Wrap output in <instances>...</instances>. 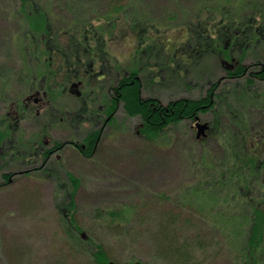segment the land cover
Returning a JSON list of instances; mask_svg holds the SVG:
<instances>
[{"label": "rangeland", "instance_id": "obj_1", "mask_svg": "<svg viewBox=\"0 0 264 264\" xmlns=\"http://www.w3.org/2000/svg\"><path fill=\"white\" fill-rule=\"evenodd\" d=\"M15 1L0 0V132L11 127L0 141V264H96L98 248L112 264L244 262L251 214L245 201L264 202V183L261 177L252 186L250 172L234 181L228 173L238 151L264 159V84L221 81L230 64L200 46L197 35L222 14L240 23L256 14L253 22L261 23L264 0H29L48 9L54 29L66 28L49 79L37 77L45 68L22 51ZM107 19L115 24L111 34ZM148 23L155 35L137 41L134 26ZM84 25L107 44L75 39L72 32ZM262 38L251 47L241 39L230 58L264 63ZM131 70L139 71L142 95L162 103L199 97L217 84L215 109L200 116L208 136L197 140L184 121L147 138L121 104L106 115L108 89ZM100 128L91 158L66 146L43 162L41 152L53 142L81 141ZM67 172L79 180L72 221L61 215L73 191ZM260 250L255 261L264 264Z\"/></svg>", "mask_w": 264, "mask_h": 264}, {"label": "trees", "instance_id": "obj_2", "mask_svg": "<svg viewBox=\"0 0 264 264\" xmlns=\"http://www.w3.org/2000/svg\"><path fill=\"white\" fill-rule=\"evenodd\" d=\"M115 10L117 12L121 11L122 13H124L123 16L126 15V11H128L129 13V9L126 10L121 6H119ZM216 11L218 12V14H220L221 8L217 9ZM15 12L16 14H18V17L20 18L22 23L21 38L24 41V43H22V45L24 44L22 51H31V57H33L34 59L29 63L35 61V67L37 66V68L40 70L42 67L45 68V70L40 72L39 75L37 74V77L43 76L44 79L51 78L53 74L51 69L52 52L57 48V38H59L60 35L63 34V32H66V28L54 29L53 21L49 18L48 15V9L35 5L33 1L31 2L29 0H18L16 2ZM128 16L130 17V14H128ZM259 16L262 17V20L261 23L256 25L255 22L259 20L256 18V14L248 17L244 23H240L239 21L228 22L226 16L222 14L220 18H214L217 19L214 20L216 24H214V22L211 23L209 20H206V22L204 23L205 31L198 32L197 40L201 42V44L199 45L203 46L205 44V48L209 50L211 49V47H213V49L217 53L219 60H221L225 64L231 65L225 72L226 77L222 78L221 81H223L224 79H247L246 81L251 83L255 81H261L264 83V63L256 61L248 65L243 62V57H241L239 60L230 58L232 53H234V49L232 47L234 45H240V41L242 42L241 39H243L242 43L245 45V47H251L260 39H263L264 16L261 13H259ZM107 20H109L107 24V33L111 34V28L114 27L115 24L114 21H111V19ZM118 20L119 19H117V21ZM136 23L139 24L138 21H136ZM148 26L149 23L144 27H140L139 25L134 26V30H132L137 41H145V39L150 37L152 38L155 35L153 34V31L152 34H149L150 29ZM215 28L216 32L215 34H213L211 31H214ZM262 28L263 31L261 30ZM228 29H230L231 31H228ZM154 30H156L155 33H157L158 29L155 28ZM72 33V36L75 39L78 40L80 38V41L84 44L94 39H96V41L100 43L99 48H103V46L107 44V40L104 35L103 37L99 35L95 36L92 25H87V29L84 25V29H81V31L77 30L76 28V30ZM70 40V42H73L72 39ZM33 46L34 49L29 50ZM43 56H45L44 60L41 61L40 59ZM30 65L31 64H28L27 67H29ZM216 85L217 84L211 85L206 93L198 99L177 98L175 100L169 101L166 104H163L158 99L145 97L142 95V81L139 78V71L131 70V72L127 73V75L124 74L120 76V78H118L115 88L108 89L109 94H112L114 98H112V100L110 101L108 95V97L106 98V107L104 112L105 114L113 112L114 110H116L117 106L121 104L122 110L126 114V116L136 117L140 119V126L143 128L140 135L147 138H156L169 126L176 125L181 121L191 120L195 116L209 111L214 105L213 99L216 96ZM44 90L49 92L46 88ZM70 90L75 91V85L71 86ZM10 128V125H6L5 129L7 130L4 132V129H2L3 132H0V141L8 137V134L11 131ZM99 134V130L89 131L81 141L76 142L78 145H80L79 152L82 157L91 158L93 156ZM81 145L84 146V148H81ZM237 150L239 149L237 148ZM244 152L245 150L238 151V156H235V160L238 161V164L236 167L229 171V178L234 181L235 179L233 177H235L236 175L239 176L241 174L242 180H245V173L247 174L248 172H250L251 178L248 179V182H250V184H253L252 186H254L255 183L258 184L261 177L262 182L264 183V159H257L253 154L249 155V153ZM41 170L43 169H36L37 172ZM260 171L263 172L262 176H260ZM23 173H28V170L23 171ZM16 174L20 175L22 174V172H9L8 174H3L2 179L8 182V178ZM66 174L72 182L73 191L71 192V194H69V206L63 209L66 213L63 214L64 212H61V215H63L64 217L68 216L69 220L72 221L73 218L70 214L73 211L75 205L74 193L79 186V180L74 178L70 172H67ZM228 182L229 180L227 179V183ZM217 185L224 186L223 184ZM245 206H248L251 214L249 217V229L242 241L245 245L244 249L247 250V257L241 264H261V262L255 261L257 260L258 256L255 251H261L260 249L264 247V202L254 203L252 200L247 199L245 201ZM93 257V261L96 264H112L103 250L100 248H98Z\"/></svg>", "mask_w": 264, "mask_h": 264}, {"label": "flooded vegetation", "instance_id": "obj_3", "mask_svg": "<svg viewBox=\"0 0 264 264\" xmlns=\"http://www.w3.org/2000/svg\"><path fill=\"white\" fill-rule=\"evenodd\" d=\"M103 37V36H102ZM231 65H228V67H230ZM228 69V68H227ZM226 69V70H227ZM226 72V71H225ZM100 77H101V74H100ZM224 77H226V75L225 76H223V77H221V78H219V79H222V78H224ZM141 79V78H140ZM242 80V79H241ZM142 81V80H141ZM224 81H233V80H231V79H224ZM234 81H236V80H234ZM261 82V81H260ZM263 83V82H262ZM264 84V83H263ZM142 85H143V83H142ZM112 87V89L113 88H115L116 87V85H115V87H114V85L113 86H111ZM111 87H110V89H111ZM209 88V87H208ZM208 90V89H207ZM206 90V91H207ZM206 91H205V93H206ZM143 92V91H142ZM204 93V94H205ZM217 93V92H216ZM215 93V94H216ZM39 94V92L38 91H35V93L32 95V96H35V95H38ZM143 94V93H142ZM203 94V95H204ZM203 95H200L199 97H196V98H189V99H198V98H200L201 96H203ZM144 96V95H143ZM217 96V95H216ZM216 96L214 97V99H213V107L209 110V111H207L206 113H203V114H200V115H198V116H195L193 119H191V120H185V121H188V122H190L192 125H191V127L193 128V130L195 131V138L197 139V140H204L207 136H208V133H209V129H210V127H209V123L208 122H202V120L200 119L201 117V115H207L209 112H211V110H214L215 109V106H216V103H215V98H216ZM109 98H110V101L112 100V98H114L113 97V95L112 94H109ZM151 98H154V97H151ZM177 98H181V97H176V98H174V99H172V100H175V99H177ZM36 99V98H35ZM33 100V102H35L36 100ZM155 99H157V98H155ZM159 100V99H158ZM160 101V100H159ZM171 101V100H170ZM162 103V102H161ZM166 103H168V102H166ZM166 103H163V104H166ZM105 107H106V104H105ZM115 111V110H114ZM114 111L113 112H110V113H108L109 114V116H110V114H113L114 113ZM108 114H106V115H108ZM109 116H108V118H109ZM181 122H184V121H181ZM202 124H205L206 126H207V129L205 130V135L204 136H200L199 138H197V131H198V129H197V125H202ZM172 126H175V125H172ZM170 127V126H169ZM101 130H102V128H100V134H101ZM95 131H98V130H95ZM164 131H166V130H164ZM164 131H162L161 133H163ZM99 134V136H98V138H97V141H96V144L98 143V141H99V137L101 136ZM76 142H79V141H77V140H70V141H67V142H53L52 144H51V147H46L42 152H41V156H42V159L44 160L43 162L44 163H46L47 161H48V158H49V155L51 154V153H53V154H58V153H60L63 149H64V147H66V146H70V147H72V149L74 148V150L79 154V155H81L80 154V152H79V149H80V145H78ZM48 142H46L44 145H46ZM43 145V146H44ZM81 148H84V146H82L81 145ZM44 163H42L39 167H37L36 169H39V168H41V169H44ZM22 173H23V171H21Z\"/></svg>", "mask_w": 264, "mask_h": 264}, {"label": "water", "instance_id": "obj_4", "mask_svg": "<svg viewBox=\"0 0 264 264\" xmlns=\"http://www.w3.org/2000/svg\"><path fill=\"white\" fill-rule=\"evenodd\" d=\"M197 129V138H199L200 136L205 135V130L207 129V126L205 124L197 125Z\"/></svg>", "mask_w": 264, "mask_h": 264}]
</instances>
